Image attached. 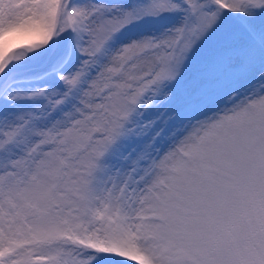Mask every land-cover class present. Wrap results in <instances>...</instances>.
Returning <instances> with one entry per match:
<instances>
[{
    "label": "snow or ice",
    "instance_id": "6c2138e0",
    "mask_svg": "<svg viewBox=\"0 0 264 264\" xmlns=\"http://www.w3.org/2000/svg\"><path fill=\"white\" fill-rule=\"evenodd\" d=\"M0 264H264V0H0Z\"/></svg>",
    "mask_w": 264,
    "mask_h": 264
}]
</instances>
